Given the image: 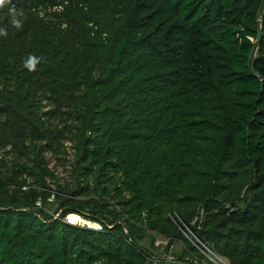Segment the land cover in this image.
Wrapping results in <instances>:
<instances>
[{
    "label": "trees",
    "instance_id": "16d2710c",
    "mask_svg": "<svg viewBox=\"0 0 264 264\" xmlns=\"http://www.w3.org/2000/svg\"><path fill=\"white\" fill-rule=\"evenodd\" d=\"M0 28V264H155L188 229L264 264V0H5Z\"/></svg>",
    "mask_w": 264,
    "mask_h": 264
},
{
    "label": "rangeland",
    "instance_id": "374dc122",
    "mask_svg": "<svg viewBox=\"0 0 264 264\" xmlns=\"http://www.w3.org/2000/svg\"><path fill=\"white\" fill-rule=\"evenodd\" d=\"M54 164H51V168H53ZM56 174H63L64 177L68 178V172L63 173L62 169H56ZM50 212H54L57 208L56 202L49 201ZM77 220L71 219L70 217H66L68 222H72L73 224H88L92 227H97L98 225L83 219L82 217L74 215ZM186 233L191 236V239H187L188 243L191 244L193 249H195L199 254H201L206 260H208L212 264H227L225 259H221L215 256L210 252L203 244L200 243L197 239L194 238L192 230H186ZM184 233V234H186ZM187 243V244H188ZM143 244L147 249L154 254L156 257L155 264H206L203 259H200L198 255L190 249L188 245H183L178 242L174 244L172 247L168 245V241L160 236L151 235L149 238H146L143 241ZM182 251H186V256L183 255Z\"/></svg>",
    "mask_w": 264,
    "mask_h": 264
},
{
    "label": "clouds",
    "instance_id": "9594fccd",
    "mask_svg": "<svg viewBox=\"0 0 264 264\" xmlns=\"http://www.w3.org/2000/svg\"><path fill=\"white\" fill-rule=\"evenodd\" d=\"M5 0H0V5L4 4ZM14 15L12 18V23L17 27H21L22 25V20L15 15V10H12ZM7 30L4 28H0V35H6ZM39 62V58L36 56H30L26 61H25V67H27L29 70H35L37 63ZM86 225V224H85ZM92 227V226H91Z\"/></svg>",
    "mask_w": 264,
    "mask_h": 264
},
{
    "label": "bare ground",
    "instance_id": "6f19581e",
    "mask_svg": "<svg viewBox=\"0 0 264 264\" xmlns=\"http://www.w3.org/2000/svg\"><path fill=\"white\" fill-rule=\"evenodd\" d=\"M74 215H69L68 217H70L72 220L75 219L77 220L75 217H73ZM72 223V222H71Z\"/></svg>",
    "mask_w": 264,
    "mask_h": 264
},
{
    "label": "water",
    "instance_id": "95a60500",
    "mask_svg": "<svg viewBox=\"0 0 264 264\" xmlns=\"http://www.w3.org/2000/svg\"><path fill=\"white\" fill-rule=\"evenodd\" d=\"M69 223H71V222H69ZM87 226H90V225L87 224Z\"/></svg>",
    "mask_w": 264,
    "mask_h": 264
}]
</instances>
